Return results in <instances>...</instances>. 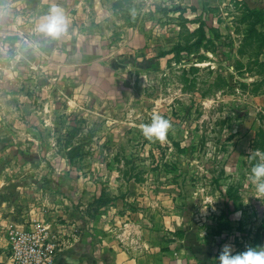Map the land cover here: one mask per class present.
<instances>
[{
    "label": "rangeland",
    "instance_id": "1",
    "mask_svg": "<svg viewBox=\"0 0 264 264\" xmlns=\"http://www.w3.org/2000/svg\"><path fill=\"white\" fill-rule=\"evenodd\" d=\"M56 2L67 33L35 37L64 50V65L31 68L23 85L29 102L52 111L46 127L26 130L35 140L13 148L21 165L25 151L54 171L39 180L65 194L87 231L130 220L137 233L252 240L264 223V195L249 179L264 153L263 10L243 0H115L105 16L98 0ZM200 21L206 37L194 46ZM155 112L171 122L163 141L141 131Z\"/></svg>",
    "mask_w": 264,
    "mask_h": 264
},
{
    "label": "crops",
    "instance_id": "2",
    "mask_svg": "<svg viewBox=\"0 0 264 264\" xmlns=\"http://www.w3.org/2000/svg\"><path fill=\"white\" fill-rule=\"evenodd\" d=\"M34 1H37L36 5H33ZM42 1L0 0V264H9L5 225L10 221L28 222L36 215L64 231L66 242L57 253L55 264H219L218 255L225 244H230L233 251L250 245H264V229L248 241L236 240L232 236L220 240L221 235L137 233L130 220L124 221L123 226L112 232L87 231L89 222L85 216L75 217V212L68 209L65 194L56 192L55 187L50 189L39 180L42 176L54 174V171L51 173L43 164H32L35 157L28 156L25 151L22 156L28 163L21 165L18 155L21 153H15L13 148L24 144L26 138L35 140L34 137H26V130L46 127L49 124L46 114L52 111L49 104L39 106L33 100L29 102L30 95L23 85L32 82L31 77L36 76L31 68L42 67L45 62L47 66L58 64L57 60L61 61L59 65H64L62 57L65 58L66 53L63 50L58 56L54 45L47 48L41 46L35 37L38 34L34 31L36 22L27 26L21 23L25 15L37 21L48 11L53 0H46L47 4ZM114 1L98 0L99 10L105 16H113L118 9L114 8ZM144 1L147 5L150 3V0ZM181 1L177 0V3ZM187 1L212 7L225 4L228 0ZM243 1L264 11V0ZM132 7L137 8L134 4ZM144 9L148 10L143 8V12ZM134 11L143 14L140 8ZM27 32L34 33V36L30 38L31 42L23 44L21 37ZM81 36L73 35L75 41ZM12 52L15 54L9 57ZM11 63L15 66L12 67Z\"/></svg>",
    "mask_w": 264,
    "mask_h": 264
},
{
    "label": "clouds",
    "instance_id": "3",
    "mask_svg": "<svg viewBox=\"0 0 264 264\" xmlns=\"http://www.w3.org/2000/svg\"><path fill=\"white\" fill-rule=\"evenodd\" d=\"M70 23L64 8L53 0L48 11L36 21L34 31L56 39L67 33ZM170 127V120L155 112L150 122L141 126V131L146 138L163 141L167 138ZM256 155L259 160L251 167L249 179L255 184L256 191L264 195V153L257 149ZM218 259L219 264H264V245H250L243 250L233 251L230 244H225L222 246Z\"/></svg>",
    "mask_w": 264,
    "mask_h": 264
},
{
    "label": "built area",
    "instance_id": "4",
    "mask_svg": "<svg viewBox=\"0 0 264 264\" xmlns=\"http://www.w3.org/2000/svg\"><path fill=\"white\" fill-rule=\"evenodd\" d=\"M4 234L9 264H55L66 242L64 231L39 215L28 222H8Z\"/></svg>",
    "mask_w": 264,
    "mask_h": 264
},
{
    "label": "trees",
    "instance_id": "5",
    "mask_svg": "<svg viewBox=\"0 0 264 264\" xmlns=\"http://www.w3.org/2000/svg\"><path fill=\"white\" fill-rule=\"evenodd\" d=\"M262 15L264 18V12L262 11ZM198 31H199V36L196 42L193 44L194 46H200L203 40L206 37V30H205V24L203 21H200L199 26H198ZM191 46H184L183 49H190ZM180 50V49H179ZM263 229H264V223H263Z\"/></svg>",
    "mask_w": 264,
    "mask_h": 264
}]
</instances>
